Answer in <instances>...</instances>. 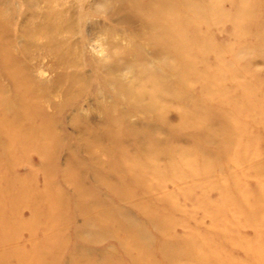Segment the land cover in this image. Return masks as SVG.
<instances>
[{"label": "rangeland", "instance_id": "rangeland-1", "mask_svg": "<svg viewBox=\"0 0 264 264\" xmlns=\"http://www.w3.org/2000/svg\"><path fill=\"white\" fill-rule=\"evenodd\" d=\"M147 3L148 0H0V82L5 100L0 106L7 108L3 117L11 123L7 106L18 109L19 98L23 99L14 79L3 75L4 62L13 61L16 70L33 83L40 100L37 109L57 137L61 149L48 159L53 164L51 180L63 192L64 200L62 207L48 211L39 197L46 184V174L40 169L39 147L18 136L14 142L17 151L10 158L15 164H0V264H35L37 259L41 260L38 264H52L51 254L55 251L60 253L55 264H115L119 258L121 264H264V112L257 106L239 115L238 110L246 111L252 101L240 95L237 99L240 93L233 92L237 83L249 85L255 82L256 75L264 78L263 5L248 6L247 31H240L244 38L239 48L238 43L229 46L232 24L224 20L215 24L220 15L209 16L214 23L201 28L212 39L203 44L213 45L218 53L222 47L224 52L220 57L206 55L203 63L233 64L226 71L225 66L221 67L225 78L215 83V92L207 94L203 90L208 82L202 78L197 84L189 82L192 86L183 89L179 96L184 103L191 97L198 98L203 109L212 113L219 108L226 119L239 116L236 120L245 129L247 125L246 130L242 128L245 131H235L226 139L224 134L218 138L213 135L216 139L209 143L196 144L193 136H174L173 126L169 137L162 126L152 124V128L158 127L156 138L170 145L169 156L162 162L176 155L175 160L181 159L178 147L188 150L182 158L187 166L174 162V167L169 166L172 168L162 166L155 174L143 173L131 183L121 167L115 170L108 166L111 159L106 154L97 150L100 161L94 164L78 148L87 138L110 145L105 133L109 125L105 111L119 99L118 105L128 109L123 94H116L112 76L131 84L135 73L127 62L132 59L130 62L136 63V52L141 49L146 63L158 66L159 55L154 54L146 37L149 28L136 15V6ZM242 47L248 56L236 58ZM175 59L173 52L165 58L171 64ZM170 78L172 82L177 80L175 75ZM209 95L216 100H208ZM171 103L175 115L177 101ZM235 106L241 109L235 110ZM127 116L124 120L131 126L145 128L140 114L130 111ZM5 121L0 124L5 125ZM37 122L40 124V119ZM218 123L223 121L215 125ZM20 124L29 127L31 123H14ZM46 125L43 128L47 130ZM224 126L218 125V129L223 131ZM223 139L229 142L225 149ZM7 140L3 138L0 143ZM138 141L136 144L127 138L123 144L134 153L137 145L145 142L144 138ZM42 148L47 154V146ZM73 152L81 157L82 165L70 162L67 166V158L71 161ZM5 153L0 149V157L7 160ZM64 169L71 177L76 172L80 174L78 189L94 196L96 202L92 198L75 202L74 187L63 181ZM7 178L15 188L25 186L29 192L18 196L16 189L7 188ZM124 178L127 181L123 182ZM131 186L136 188L134 196L121 203L109 191L116 188L131 195ZM52 195L45 194L47 203ZM77 206L79 216L75 214ZM100 214L108 215L110 221H99ZM117 222L136 234L138 242L127 240L130 255L136 258L134 263L112 238ZM119 234L123 237L126 232ZM42 250L50 251L45 260L38 257Z\"/></svg>", "mask_w": 264, "mask_h": 264}, {"label": "bare ground", "instance_id": "bare-ground-1", "mask_svg": "<svg viewBox=\"0 0 264 264\" xmlns=\"http://www.w3.org/2000/svg\"><path fill=\"white\" fill-rule=\"evenodd\" d=\"M253 3L257 6H264V0H195V2L193 3L190 2V0H148L147 5L145 6L138 4V6H136V15L146 25V28H149V34L147 32L148 35L146 37H148L149 45L153 47L154 54L156 53V55H159L160 59L158 62V66L156 64L150 66L149 63H146L147 59L145 58L147 57L145 53H143L142 49L141 51H138L139 53L136 52V55L138 54V56L136 57V63L130 62V60L132 59H128V62L126 61L128 65H131V67H128L132 69L133 73H135L132 83H121L122 81L116 78L117 76H112L111 79L116 85L117 96L119 95L118 93L123 94L124 102L127 103L128 109L126 110L118 105L121 103L119 99L117 101L118 103H116L114 106L107 108L105 111L106 118L109 122V125H107L108 128L107 130H105V133L108 139H110L111 144L107 145V143H101L98 140L87 138L79 144L78 148H81L84 154L87 153L89 155L88 157L93 159L92 162L94 164L95 162L99 163L100 161L98 151L103 154H106L111 159L108 163V166L113 167V169L115 170L121 167L123 172H125V174L127 173L130 176L129 181L131 183L134 182L137 177L139 178L140 175H143V173H148L151 171V173L155 174V171L161 169L160 167L162 166H164V169H169L174 167V162L179 164V166L182 164H187L186 161L182 158L183 154L187 153L188 150L181 148L178 149V147L176 151L179 153V157L181 159L175 160V158L177 157L176 155L174 159L172 158L173 156H171L168 162H162L164 158L169 156L168 154L170 151V145H168L167 141L160 140L158 139V137L156 138L155 135H157L156 133L158 127L154 126L155 128H152V124H159L160 126H162L164 128H162L163 131H167L169 137L172 136V134H174V136H193L192 139L197 140L196 144H200L201 142L207 144L211 140L216 139L214 136L218 138L219 136L224 134V137L226 139V137L234 134L235 131H245L247 129V125H244L246 127L245 129L236 120L239 116L236 118L233 115L230 118L226 119L222 116V114L224 113L219 108L213 110L212 113V110L209 111L207 109H203L204 106L200 104V100L198 98L191 97L190 100H187V102L184 103L179 96L183 89L192 86L189 84V82L197 84L200 83L203 79H206V81L208 82V86H206L203 90H207V94L210 93V91L214 89L215 85L220 80H224L225 78V74L221 71V67L225 66L224 68L226 71L233 64L227 63L225 65L224 62H219V65L218 63H203V58L206 55L214 54L215 56L220 57V55H222L224 52L221 51L222 47H220L218 53L213 45L206 46L203 44V42L205 44L211 43L212 39V36H210L206 31L201 28L205 25H211L212 23H214V21L209 20V16L216 15L215 18H217L220 15V18L216 21L215 24L221 22V20L229 21L232 24L233 33L231 35L229 46L232 44L236 45L235 43H238L239 48L240 41L244 38V36L240 37V31H247V22L249 20H246L242 26L238 27L236 24V17L240 13L242 7H248ZM155 31H157L155 34L151 33ZM244 49L245 47L240 48V51L237 52L238 55H235V57L240 58L239 53L242 52ZM229 50L230 47L228 48V51ZM170 52H173L176 57L174 64H171L165 60V58L170 54ZM118 53H120V51ZM198 53H201V55H199ZM8 62H4L3 75L9 76L14 79V83L16 85L17 90L22 92L21 97H23V99L19 98L18 103L20 107L18 109H15L16 107L13 108V106H7L11 111V123H6L8 121H5L3 117L7 114V111L5 110L7 108H2L4 105L0 106V121H5V125L0 124V140L3 138H9V140L3 142L1 141L0 143V149L5 150V154L7 156V160L2 159L0 157V164H7L8 167L15 164L10 158H13L17 151L14 146V142L16 139H18V136L24 137L23 140L25 142H29L30 144L34 141L33 143L38 146V150H40L39 152L37 150L40 157V169L46 174V184L44 186L45 191H43V193H39V197L43 198L42 202L47 205L49 209L48 211H50L57 206L62 207L64 205V200L62 197L63 192L58 190L55 186L56 183H53L51 180L52 177H50V175L53 171V164L52 161H49L50 158L53 159L55 157L54 153L61 148L57 143V137L53 135V131L49 127L51 124L45 121V117L37 109L40 104V100L36 94L33 83L27 77L21 75L22 71H19V69L16 70L13 61L11 63ZM244 66H241L242 73L246 72L244 70L246 66ZM170 75H175L177 77V80L172 82ZM20 76L22 77V79L20 78ZM257 77V75L254 76L253 78L255 79V82L250 83L249 85H242V83H237L234 86L236 88H234L233 92L236 93L238 91L240 93L237 94V99L240 95V97H243L247 100L249 99L253 102L252 105H250L252 103L251 102L249 106H247L248 109L246 111H243L241 108H238L239 106H235V110L241 109L240 112L238 110L239 115L242 114V112L249 113L254 108H257V106H259L262 112H264V78H261V76L259 78ZM71 79H74L73 76H71ZM2 91L3 87L0 82V103L5 102V100L2 99ZM213 98L216 100L215 96H208V100H213ZM171 101H177V106L175 107V115H172V113H174L172 111L174 108ZM240 103L241 102H239V104ZM130 111L132 113H138L142 116V121L145 122L144 129L138 130L137 128L131 126L132 124L130 125L128 122H126L127 120H124L125 117H128L127 115L130 113ZM120 116H122L123 119H121ZM38 119H40V124H38L37 122ZM191 119H194V122H191ZM17 121H21L22 123L27 122L31 124L29 127H24L21 124L15 126L14 123H16ZM220 121H223V123H218L215 125V122ZM45 124H47V130L43 128V125ZM222 124L225 125L222 128L223 131L221 129H218V125L221 126ZM172 126L175 127V132L171 134L170 128ZM242 128H244L245 130H242ZM194 132H197V134H195ZM127 138L132 139L135 143L140 140V138H144L145 142L143 144H138L136 151L134 153H131L128 151V149H126V147H124L123 144V140H126ZM228 143L226 140L223 139L222 144L224 149L226 148V145ZM44 146H47V154L43 151L44 148L42 147ZM77 154V152H73L72 154L70 153L72 160L70 161V157L67 158V166L70 164V162H76L78 165H82V161L80 159L81 157ZM191 154L193 153L191 152L190 155ZM190 155H188V157ZM200 156L201 155H199V157ZM200 158H202V160L206 162V158L204 156H201ZM8 160L9 162H6ZM190 163L192 164V162ZM71 164L73 165V163ZM170 165H172V167H169ZM186 166L185 168H187ZM176 168L177 167L172 170L174 171ZM9 174L11 175V172ZM68 174L64 169L63 181L66 185L74 187L72 194L75 199V202H79L78 199L85 200L87 198H92L93 201L96 202L94 196L92 197L90 195H87L85 193V190L78 189L80 174L76 172L73 177H71L70 175L69 177ZM11 179H6L7 188L12 189L13 187L14 189H16L18 191V196L22 194H27L29 192L28 188H25V186L21 188H15L14 182H12ZM125 179L126 178L122 179V181H127ZM119 180L121 181V178H119ZM115 186L117 187V185ZM117 188H119V186ZM135 189L136 188L132 187L131 195H126L125 193H122V190L120 192V190H117L116 188H112V190L109 191L113 192L117 200H119V202L121 203L124 202L126 199H130V196H134L133 194ZM50 192H52L53 195L50 196L51 198L49 200V203H47L46 200H48V198L45 196V194ZM11 198L15 199V197ZM78 206L80 207V205ZM78 206L75 210L76 215L78 214ZM77 216H79V214ZM102 219L108 222L111 218L108 217V215H101L100 217H98L99 221H102ZM116 224L117 225L113 228L112 231V238L117 241L118 246L122 250L124 255L126 254L127 256H129L130 261L134 263L136 258L130 255L131 251L127 246V240L138 242L135 236L136 234L135 232L133 233V230L125 229L122 223L117 222ZM121 231L126 232V235L122 237L119 234V232ZM77 235H79V233ZM134 244H131V246H133ZM49 252L50 251L47 250L38 251V257L45 260V258L50 255ZM59 254L60 253H58L57 251L51 254L52 264H55L56 261L59 259ZM40 261V259H37L35 264H38V262ZM115 261L117 264L122 263L121 258L116 259ZM43 262L41 264H43Z\"/></svg>", "mask_w": 264, "mask_h": 264}, {"label": "clouds", "instance_id": "clouds-1", "mask_svg": "<svg viewBox=\"0 0 264 264\" xmlns=\"http://www.w3.org/2000/svg\"><path fill=\"white\" fill-rule=\"evenodd\" d=\"M250 15V8L249 7H242L240 10V13L236 17V24L238 27L242 26L246 18ZM248 56V53L246 51H242L239 53L240 58H245Z\"/></svg>", "mask_w": 264, "mask_h": 264}]
</instances>
